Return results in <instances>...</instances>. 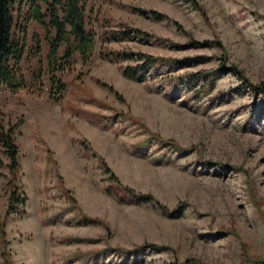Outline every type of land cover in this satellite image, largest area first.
<instances>
[{
    "label": "rangeland",
    "instance_id": "rangeland-1",
    "mask_svg": "<svg viewBox=\"0 0 264 264\" xmlns=\"http://www.w3.org/2000/svg\"><path fill=\"white\" fill-rule=\"evenodd\" d=\"M98 39L60 103L33 81L0 90V264H264V0H87ZM142 35L103 42V34ZM42 35L32 24L33 33ZM133 36V37H132ZM155 60L145 80L123 76ZM202 75L192 86L191 75ZM205 77V78H204ZM26 196L7 214L10 189Z\"/></svg>",
    "mask_w": 264,
    "mask_h": 264
},
{
    "label": "trees",
    "instance_id": "trees-1",
    "mask_svg": "<svg viewBox=\"0 0 264 264\" xmlns=\"http://www.w3.org/2000/svg\"><path fill=\"white\" fill-rule=\"evenodd\" d=\"M87 0H0V90L16 93L27 87L23 74L22 63L28 58L42 57L43 44L46 48L44 61L37 72L33 74V81L42 91L43 75L49 83L48 98L54 103H60L66 91L64 75L72 70L74 57H78L81 64L90 63L97 35L87 27ZM38 26L42 35L33 33L32 45L28 47V29L30 25ZM142 33L139 30L123 29L103 34V42L110 40L122 41ZM133 37V36H132ZM131 53H100L102 59L133 60ZM134 59L137 64L126 67L123 76L127 79L141 82L146 79L149 71L155 66V60L148 56ZM205 78V77H204ZM202 75H191L192 86L202 81ZM264 94V88L256 87ZM21 124L5 126L0 111V147L8 159L7 168L12 179L16 178L19 170V152L16 145V132ZM26 196L17 186L10 189L7 204V214L23 216ZM3 227L0 225V232Z\"/></svg>",
    "mask_w": 264,
    "mask_h": 264
}]
</instances>
